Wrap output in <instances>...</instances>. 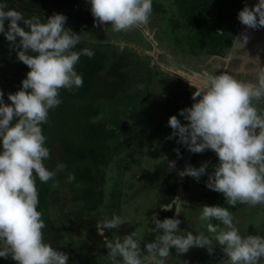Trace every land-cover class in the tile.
<instances>
[{
  "label": "trees",
  "instance_id": "16d2710c",
  "mask_svg": "<svg viewBox=\"0 0 264 264\" xmlns=\"http://www.w3.org/2000/svg\"><path fill=\"white\" fill-rule=\"evenodd\" d=\"M252 1H153L155 7L160 5L165 10L153 8L146 25L154 39L152 36L149 39L138 28L114 33L110 23L95 26L87 0H7L8 7L21 12L25 18L39 16L46 21L54 13L65 15V27L82 36L76 50L89 48L94 52L91 58L81 56L75 66L83 76V86L72 91L62 89V103L50 110L48 123L42 126L50 149L46 166L55 170L58 163H64L67 167L56 174L58 187H52L53 181H37L38 210L46 224L45 241L67 253L68 264H109V249L104 246L106 238L111 239L113 234L123 237L145 225L154 227L153 216L161 221L176 218L177 206L182 210L188 208L186 203L177 205L174 201L179 200L180 186L182 201L190 196L196 197L199 209L205 205L227 207L242 234H264L259 231L262 225L259 219L255 220L249 205H222L221 193L208 189L203 176L199 179L202 182L199 192L191 189L192 177L184 176L181 183L182 177L177 174L185 169L190 151L177 142L178 137L169 138L173 129L167 122L169 117L177 115L182 124L186 123L178 113L195 102L190 88L193 84L182 74L168 71L157 63L160 61L171 68L172 62L177 70L188 73L183 68L191 62L199 67L213 57L227 59L242 42V31H248L246 45L252 46L251 37L259 35L250 34L249 28L238 20V13L245 5L250 8ZM155 10L159 16L160 11H165L164 15L169 13L173 29L161 30L159 24L164 17L154 16ZM133 30L138 31L136 40L129 36ZM177 31L179 34L175 36ZM168 37H174L175 44ZM149 40L164 52L158 54L159 61L147 53L153 49ZM29 70L18 61L16 51L0 34V90L5 93L6 103H10L8 94L20 89ZM257 107L264 110V103ZM214 154L211 150L193 153L191 166L199 168L205 162L209 164L206 159ZM215 158L217 164L216 154ZM215 163L205 177L208 178ZM69 173L75 174L74 181H68ZM169 203L173 204V210H161L162 205ZM113 214L126 218L128 223L99 234L98 221ZM185 219L182 222L189 224ZM147 228L143 232L142 250L157 235ZM179 228L188 229L184 224ZM213 247L214 252L222 251L215 244ZM176 256L172 249L170 257ZM224 259L227 257L220 253L211 261L222 264ZM178 262L194 264L195 259L182 254ZM0 264L17 262L11 257L0 258Z\"/></svg>",
  "mask_w": 264,
  "mask_h": 264
},
{
  "label": "clouds",
  "instance_id": "9594fccd",
  "mask_svg": "<svg viewBox=\"0 0 264 264\" xmlns=\"http://www.w3.org/2000/svg\"><path fill=\"white\" fill-rule=\"evenodd\" d=\"M87 2L95 26L110 22L114 33L147 24L153 12V0ZM238 20L249 29L264 27V0L251 8L245 5ZM66 21L67 17L58 13L46 21L39 16L25 18L9 8L7 0H0V34L10 42L18 61L30 69L20 89L8 94L10 103L0 90V258L11 257L17 264H68L69 260L67 253L45 241L46 224L38 210L37 188V181H53L52 187H58L56 174L67 167L64 163H58L55 170L46 166L50 149L42 126L48 123L50 110L62 103V89L83 86V76L75 69L81 56H94L89 48L76 50L82 36L66 28ZM239 43L244 46L247 36ZM198 84L199 90L192 97L195 102L178 113L186 123L177 115L169 117L167 123L173 129L169 138L178 137L177 142L190 151V159L193 153L206 150L216 154L218 163L205 186L222 193L227 204L264 206V110L257 107L264 103V70L255 83L220 73ZM175 151L179 155V149ZM170 166L174 168V162ZM207 167V162L192 167L190 160V166L178 174L198 182ZM74 180L75 174L69 173L68 181ZM174 201L182 204V199ZM161 210H173V204L162 205ZM199 210L198 221L211 236L204 231H182L177 206L176 218L161 221L153 216L154 227L145 225L123 237L113 234L106 238L109 264H166L172 249L184 254L192 247L206 248L211 255L214 244L227 257L222 264H264V235L242 234L227 207L205 205ZM213 220L219 223L213 224ZM125 223L126 218L113 214L98 221L97 228L103 234ZM145 228L157 235L142 250Z\"/></svg>",
  "mask_w": 264,
  "mask_h": 264
},
{
  "label": "rangeland",
  "instance_id": "374dc122",
  "mask_svg": "<svg viewBox=\"0 0 264 264\" xmlns=\"http://www.w3.org/2000/svg\"><path fill=\"white\" fill-rule=\"evenodd\" d=\"M153 1H159L161 2L162 0H153ZM258 2V0H253L252 4L250 6V8L252 6H254L256 3ZM166 6V5H165ZM169 7V6H166ZM153 8H158L159 10H165L164 8L160 7V5L158 6H154ZM161 14L159 16V14H157L156 10H155V14L154 16H158V17H164V19L160 20V27L161 30H171L173 29V27H170V23L169 20L172 19V17H169V13L167 12L165 15V11H160ZM107 24V23H106ZM138 29H140L143 33V35L145 37H148L149 39L153 35H152V31L149 30V28L147 27V25H143L140 28L138 27ZM112 31V30H111ZM137 32L138 31H132L131 34L129 35L131 37L132 40H136V36H137ZM250 34H258L259 37L256 36H252L251 38L253 39V44L252 46L246 45V43L243 45H241L240 43H238V45L233 49L230 59L229 57L227 59H224L222 57H213L210 58L205 65L201 66H196L193 62H191L190 65H184V70L187 71L188 73H184V71H179L177 70L175 64H173L171 62V68H169L168 66H165L164 64H161L160 61L157 59L158 54H163L164 52H160V50H158L157 45L155 44V42L153 40H149L152 44H153V49L150 52H147L150 56H153L154 59L159 61V64L164 68L167 69L168 71H174V72H178L180 74H182L185 78L188 79V82H191L193 85H190L191 91L192 93H194L196 90H199V86L201 83L203 84L206 80V78L209 75H215V74H220V73H227L232 75L234 78H236L237 80L243 81V82H252L255 83L257 81V78L260 74V72L262 70H264V27H260L257 29H249ZM178 31L176 32L175 36H177ZM174 35V33H173ZM241 35L243 36H248V31L247 33L245 31H242ZM170 38V37H168ZM174 38V37H172ZM170 38V43L171 41L175 44V42ZM248 41V40H247ZM243 43V39L242 42ZM135 45V44H133ZM167 57H170L168 55H166ZM171 58V57H170ZM194 69H199V70H195ZM260 105L257 104V106ZM259 108V107H258ZM209 159V160H208ZM206 159V161L209 162L208 167L206 169V173L210 171L209 167L211 165H213L216 160L214 161L215 158V154L213 155V157ZM216 164V163H215ZM201 166V165H200ZM203 178L208 179L207 177L203 176ZM207 181V180H205ZM200 184H202V182H200V180L197 182L196 179L192 178L191 180V189L194 192H199L198 190H200ZM194 199H196V197H194ZM192 197L189 196V198L183 199L182 203H186L188 205L187 209H180L181 214L179 215L178 219L183 221H186V217H187V222L189 224H191L193 226L192 227L187 224L186 222H182L181 225L184 224V227H188V229H185L184 232H193V233H197V231H204L205 233L207 232V229L205 226H203L201 223L198 225V227L195 229V225H197L198 221V216H199V211L196 209H199L200 205H197ZM223 202L225 206L226 200L225 197L223 196V194L221 193V197H220V202ZM219 202V203H220ZM203 206V205H202ZM250 211L253 212V214L255 215V220L257 221L259 219L260 221V225H262V227L259 229L260 232L264 233V209H262V205H257L255 207L250 206ZM250 217V216H249ZM238 219V218H237ZM219 223V222H218ZM189 225V226H188ZM182 230V229H181ZM183 231V230H182ZM246 232V231H245ZM198 234V233H197ZM259 235V233H255V235ZM210 235V233H209ZM264 235V234H263ZM221 249V248H220ZM216 250V249H215ZM176 252V251H175ZM201 253H206V256H204ZM220 253H223L222 251L219 252H214L213 251V255L211 254V256L209 255L208 251L206 248H198V247H192L189 249V251L187 253H184L185 255H188L190 257V259H195L194 264H213V262L211 261V259L215 256L218 257V255ZM176 258H172V257H168L166 264H181L178 262L179 259L182 258V254H177L176 253ZM225 255V254H224ZM211 258V259H209ZM226 260V259H224ZM223 260V261H224ZM191 264V263H189Z\"/></svg>",
  "mask_w": 264,
  "mask_h": 264
},
{
  "label": "water",
  "instance_id": "95a60500",
  "mask_svg": "<svg viewBox=\"0 0 264 264\" xmlns=\"http://www.w3.org/2000/svg\"><path fill=\"white\" fill-rule=\"evenodd\" d=\"M101 25L104 27V26L106 25V23H105V24H101ZM158 65H160V64L158 63ZM160 66H161V65H160ZM161 67H162V66H161ZM189 166H190V158L187 159V162H186L185 168H186V167H189ZM177 176H178V177H181L179 174H177ZM183 178H184V177L181 178V183H182L183 180H184ZM182 194H183L182 186H180V187H179V201H181ZM176 216H177V215H176Z\"/></svg>",
  "mask_w": 264,
  "mask_h": 264
},
{
  "label": "flooded vegetation",
  "instance_id": "af4514ba",
  "mask_svg": "<svg viewBox=\"0 0 264 264\" xmlns=\"http://www.w3.org/2000/svg\"><path fill=\"white\" fill-rule=\"evenodd\" d=\"M108 23H110V22H108ZM108 23H107V24H108Z\"/></svg>",
  "mask_w": 264,
  "mask_h": 264
}]
</instances>
